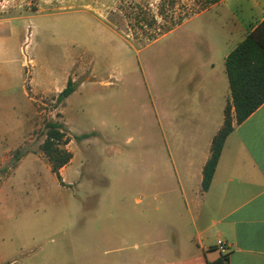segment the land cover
Instances as JSON below:
<instances>
[{
    "label": "rangeland",
    "instance_id": "obj_1",
    "mask_svg": "<svg viewBox=\"0 0 264 264\" xmlns=\"http://www.w3.org/2000/svg\"><path fill=\"white\" fill-rule=\"evenodd\" d=\"M203 2L0 0V19L22 18L2 40L10 47L27 45L30 74L64 87L71 74L76 90L66 106L55 102L54 93L32 95L24 69L10 99L0 92V126L33 114L23 87L35 110L29 118L34 128L20 148V160L27 154L31 159L11 178L20 161L14 151L0 167L1 264H28L33 251L55 246L69 222L76 232L90 220L93 206L99 229L114 219L140 221L148 208L157 218L164 202L188 201L180 189L186 157L201 145L207 111L229 91L224 64L209 72L211 19ZM83 4L95 9L96 19ZM138 12L156 17L157 40L144 39ZM166 28L173 30L161 36ZM220 57L215 52L213 59ZM48 121L64 124L70 140L65 149L73 158L62 169L64 186L41 157ZM7 140L0 129V147Z\"/></svg>",
    "mask_w": 264,
    "mask_h": 264
},
{
    "label": "crops",
    "instance_id": "obj_2",
    "mask_svg": "<svg viewBox=\"0 0 264 264\" xmlns=\"http://www.w3.org/2000/svg\"><path fill=\"white\" fill-rule=\"evenodd\" d=\"M86 8L83 4V11L94 18L98 15L89 5V10ZM208 9L210 72L216 63L224 64L227 55L264 20V0H220L204 11ZM21 19H0V26L8 28L7 34H0V92L9 99L16 85L21 83L25 68L18 58L21 46L10 47L2 39L15 33L13 22ZM215 52L221 53L216 61L213 59ZM30 75L28 85L32 95L54 93L57 96L65 88L63 81L39 79L35 72ZM74 95L76 90L65 100V106ZM22 96L33 114L18 123L0 126L2 135L8 137L6 144L0 147V167L10 159L12 151L25 146L34 128L29 118L34 116L35 110L24 87ZM228 99L230 91L222 97L217 109L207 111L201 145L186 157L188 168L183 173L180 189L184 190L188 201L164 202L157 218L156 209L151 212L148 208L140 221L114 219L99 229H96L100 222L96 218V206H93L90 220L79 223L76 232H73L74 222H69L58 233L55 246L33 251L28 264H209L222 255L228 256L227 264H264V103L241 124L233 121L211 184L207 191L201 190L202 169L210 156L212 139L223 124ZM31 156L27 154L19 161L10 178ZM41 157L51 171L46 157L43 154ZM71 162L72 159L68 164ZM67 165L58 171L60 181L55 177L62 186L65 182L62 169ZM81 205L77 215L83 209ZM219 241L223 243L224 252L217 245Z\"/></svg>",
    "mask_w": 264,
    "mask_h": 264
},
{
    "label": "trees",
    "instance_id": "obj_3",
    "mask_svg": "<svg viewBox=\"0 0 264 264\" xmlns=\"http://www.w3.org/2000/svg\"><path fill=\"white\" fill-rule=\"evenodd\" d=\"M218 1L220 0H204L202 10ZM158 15L163 18L162 12ZM135 19L144 32L145 40L152 41L156 39V33L161 32L154 15L147 16L138 12ZM181 21L182 18L171 26H177L181 24ZM169 30L170 28H166L163 33ZM7 33V26H0V34ZM224 66L230 91V102L225 106L223 124L212 139L210 156L202 169L201 190L203 192L207 191L211 184L225 139L232 131L233 121L236 124H241L264 103V20L227 55ZM74 91V82L69 79L65 88L55 97V102L64 104ZM44 128L45 139L40 145V150L46 157L52 173L60 181L58 171L72 159V154L65 149L70 140L66 137V128L62 123L48 121ZM20 156L19 148L13 153L15 162L20 160ZM15 166L16 163L12 167ZM227 263L228 256L222 255L209 264Z\"/></svg>",
    "mask_w": 264,
    "mask_h": 264
},
{
    "label": "built area",
    "instance_id": "obj_4",
    "mask_svg": "<svg viewBox=\"0 0 264 264\" xmlns=\"http://www.w3.org/2000/svg\"><path fill=\"white\" fill-rule=\"evenodd\" d=\"M20 53H21V62H22V65L25 69L28 70V74H30V71L31 69L34 67L33 65V60L29 54V52L27 51V45L24 44L21 49H20ZM218 247L220 249L221 252H224L225 249H224V246H223V243L222 242H218Z\"/></svg>",
    "mask_w": 264,
    "mask_h": 264
}]
</instances>
